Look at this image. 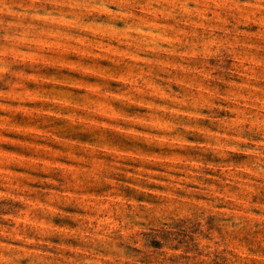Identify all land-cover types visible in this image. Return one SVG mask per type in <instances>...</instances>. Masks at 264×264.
<instances>
[{"label": "rangeland", "instance_id": "obj_1", "mask_svg": "<svg viewBox=\"0 0 264 264\" xmlns=\"http://www.w3.org/2000/svg\"><path fill=\"white\" fill-rule=\"evenodd\" d=\"M0 9V217L53 193L87 204L59 209L73 213L56 219L65 233L37 236L23 219L19 228L0 219V244L15 250L0 249V264H264V176L253 174L264 159L233 144L204 148V130L229 124L244 131L247 152L264 139V0H137L133 16L152 29L144 46L164 49L145 58L163 63L140 62L153 87L106 106L94 100L103 115L79 101L132 87L107 72L136 63L124 55L135 42L121 35L125 21L93 0H2ZM208 47L219 52L206 64L199 53ZM205 100L214 107L193 108L175 143L164 120L146 119L156 106L187 111ZM93 159L118 167L85 178ZM137 170L151 180L126 175ZM121 197L151 208L134 233L120 230L121 218L132 220L130 205L113 202Z\"/></svg>", "mask_w": 264, "mask_h": 264}, {"label": "clouds", "instance_id": "obj_2", "mask_svg": "<svg viewBox=\"0 0 264 264\" xmlns=\"http://www.w3.org/2000/svg\"><path fill=\"white\" fill-rule=\"evenodd\" d=\"M0 2H2V0H0ZM93 6L98 11L106 13L109 19L124 20L126 27L123 33H121V35L124 37L133 36L135 41L134 43H132V46L128 49V51L124 53V55L128 61H136V63H125L122 61L120 62L122 66L107 70L108 73H111V75L109 76L110 79H116L126 85L131 84L132 87L127 89H109L107 87H104L102 91H99L98 97L85 96L79 101L80 106L89 107L93 111L98 112V114L103 115V111L93 105L94 100L99 102L100 98H102V106H106L110 104L112 100L116 99L117 93H119V95L121 96H127L134 92L137 88L153 87V85L149 84L148 82L150 79H153V77L150 73H144L143 69L141 68L140 62L142 61L146 65H157L163 63V61L159 59L149 60L145 57L147 56L148 52H160L164 51V49L161 47L160 43L154 44L150 47L144 46L143 41L152 35V29L147 24L140 22L136 17L133 16L134 10L137 9V0H93ZM0 11H2V9H0ZM18 14L21 17L27 16L26 11L20 12ZM159 39L161 41H164L163 36H160ZM213 39L215 38L213 37ZM123 42L130 43V41L128 40H125ZM218 52V48L208 47L201 49L199 54L201 55L204 62L207 64L210 60L218 58ZM91 67L94 68L96 71L101 72L102 74H107L104 70L96 68L95 65H92ZM201 74H203V72H201ZM141 102L146 103L147 101L141 98ZM186 107L188 108L187 111L182 110V108L178 105H169L165 107L156 106L153 112H151L148 117H146V119L157 121L164 120L168 126V131L171 133L170 143H175L172 137H182L185 135L186 130L191 129V117L193 108H195L196 111L199 112L203 108H211L214 107V105L208 104V102L205 100L197 105H192L189 103ZM221 124L223 125L224 122H221ZM204 138L206 140V144L204 145L205 150L212 149L213 151H215V149L217 147H220L221 144H233L234 147H232V151L246 152L250 156H257L261 159H264V153H262L261 151L264 150V139H262L257 144V151L254 153L247 152L246 149H242L240 147V144L244 143L245 141L244 131L241 129L239 124H229L227 126H222L217 132L204 130ZM104 144L105 141L102 138L98 139L96 141L97 150L105 151L106 149H104L103 147ZM92 164L94 165L92 171L89 172L85 170L82 173L85 178L95 177L97 175L98 169L100 168H103L106 172L111 173L118 167V165L113 164H97L94 159L92 160ZM244 170L249 171L252 169L245 168ZM253 174L258 176H264V168H260L259 171H253ZM126 175H128L131 179H135L138 181L144 180L146 178L148 180H151L150 176H145L143 170H137L135 174L126 173ZM170 179L174 180V178ZM110 182L115 183V181ZM173 186L178 187L179 185H169V187ZM143 191L149 190L143 189ZM3 196L4 193H0V197ZM13 199H20V201L25 204L29 203L28 201L24 200L23 197H14ZM113 202L123 206L125 212H127V206H131L132 220L129 221L121 218V222L119 224L120 230L123 232L134 233L136 231V219L142 218L145 214H151L150 206H142L134 200H125L121 197L119 200ZM75 204H79L81 207L87 208L85 199H82L79 196L69 195L68 193H53L51 196L48 197L47 202L44 204H41L39 201H37L31 207L27 208V210L19 212L18 216H4L0 217V219L16 220L17 228H19L20 219H23V222L27 226L24 231L27 232L30 229L37 236H47L57 233H65L70 230L66 227L58 226L56 223V219L57 217H59L60 223L61 225H63L65 218L72 216L73 213L70 211H60L59 209L63 206ZM142 207L144 208L143 212L141 211ZM108 222L115 226V221L109 220ZM17 228H11L10 234L13 237H15L17 233ZM6 231H8V229H5L3 225H0V235H3ZM24 239L27 243L28 241L26 235ZM0 249L15 251L11 245L5 244H0Z\"/></svg>", "mask_w": 264, "mask_h": 264}]
</instances>
